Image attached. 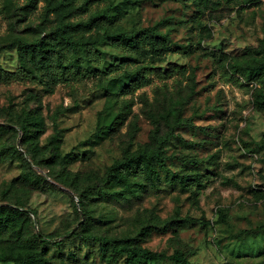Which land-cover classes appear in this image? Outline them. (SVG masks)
Segmentation results:
<instances>
[{
    "label": "rangeland",
    "instance_id": "rangeland-1",
    "mask_svg": "<svg viewBox=\"0 0 264 264\" xmlns=\"http://www.w3.org/2000/svg\"><path fill=\"white\" fill-rule=\"evenodd\" d=\"M98 2L111 5L112 29L77 27L76 0H0V72L26 66L37 77L0 83V207L28 213L0 234V254L11 244L18 253L45 246L49 264H125L69 234L82 232L136 239L167 255L180 251L193 264H264V109L254 102L260 86L219 82L222 71L264 59V0ZM148 28L158 35L141 36L133 51L104 38ZM61 36L96 41L105 59L90 61L78 48L73 60L83 78L49 82L25 46L47 40L60 48ZM130 57L163 71L188 67L191 80L118 97L120 87L105 73ZM167 117L184 125L165 148L166 168L139 178L144 187L128 201L117 193L122 186L106 185L107 172L122 149L150 144L155 122ZM206 172L213 179L198 194L175 178ZM40 234L51 240H31Z\"/></svg>",
    "mask_w": 264,
    "mask_h": 264
},
{
    "label": "trees",
    "instance_id": "trees-1",
    "mask_svg": "<svg viewBox=\"0 0 264 264\" xmlns=\"http://www.w3.org/2000/svg\"><path fill=\"white\" fill-rule=\"evenodd\" d=\"M130 3H136V0H128ZM111 5H101L98 0H76V5L72 11L76 20V26L84 29L106 28L112 29L116 26V18L111 12ZM158 35L155 28H148L142 31L107 34L105 39L113 45H124L130 50H135L139 45L141 36ZM59 45L63 47L57 48L53 43L47 40H41L32 45H26L25 50L29 51L31 61L38 64L39 70L43 73L42 78H45L53 84H68L71 79L81 80L82 65L78 60H73L77 54V49L81 48L87 52L90 61H103L105 55L98 49L96 41L77 42L71 40L69 37L61 36ZM264 50V45L263 49ZM262 50L255 51L258 55H262ZM191 69L172 65L167 71L155 68L153 64H140L136 57H130L127 61L114 63L106 71V75L112 76L114 83L120 87V94H135L147 87H154L155 89H168L171 83H185L190 82L192 75ZM215 74L211 75V80L214 79ZM154 78L158 80L154 83ZM37 81L35 74L26 66H21L14 72L3 71L0 72V83L10 84L19 82L34 83ZM249 81H256L260 89L255 95V104L264 109V59L257 65L235 66L231 70L222 71L219 75V82L224 85H231L237 88L247 87L246 83ZM215 82V81H214ZM246 82V83H245ZM122 92V93H121ZM120 93V94H119ZM156 127L151 133V142L141 147L137 151H131L129 148L122 149V159L116 161L108 170L105 183L107 186H122L117 193L131 201L137 197V187L144 184L137 181L139 178H152L156 173V165L163 169L165 164V148L167 144L176 137V127L184 124L180 123L179 119L171 120L167 117L164 123L156 121ZM2 127H0L1 129ZM22 132L28 135V130L24 127ZM132 141L134 138L131 139ZM153 145V147H152ZM261 147L264 148V136ZM17 152V151H16ZM18 153V152H17ZM28 165L30 163L26 162ZM213 174L206 172L195 176H186L183 174H176L175 178L185 188L192 190V192L200 193L201 189L206 186L210 180L213 179ZM131 179L136 181L132 182ZM108 196L115 195V192H105ZM81 206H85L84 201H80ZM86 213V211H85ZM20 216L28 217L25 211L18 209H11L8 207H0V234L4 233L8 228L13 229L17 226V220ZM180 221H172L168 226L178 225ZM156 228V227H155ZM151 231L153 228H146ZM147 233V231H144ZM71 237L78 238L82 242H97L100 244L105 254H111L113 260L120 257L125 258V264H140V263H157L163 261H170L174 264H193L180 251L174 252L172 255L165 253L152 252L147 248L142 247L137 243V240H116L105 236L94 234H87L82 232L69 233ZM38 238L43 245H46L51 237L49 235H32L31 240L38 242ZM10 242V241H9ZM63 242H56V246ZM46 247L43 246L41 250L32 249L24 253L15 251L14 245L11 244L8 250L0 254V262H14V264H49L46 258Z\"/></svg>",
    "mask_w": 264,
    "mask_h": 264
}]
</instances>
